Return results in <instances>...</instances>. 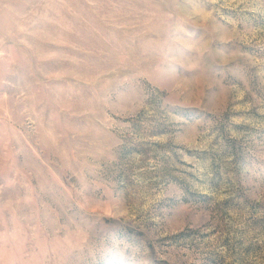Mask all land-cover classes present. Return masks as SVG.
I'll list each match as a JSON object with an SVG mask.
<instances>
[{
    "label": "rangeland",
    "instance_id": "1",
    "mask_svg": "<svg viewBox=\"0 0 264 264\" xmlns=\"http://www.w3.org/2000/svg\"><path fill=\"white\" fill-rule=\"evenodd\" d=\"M0 264H264V0H0Z\"/></svg>",
    "mask_w": 264,
    "mask_h": 264
}]
</instances>
